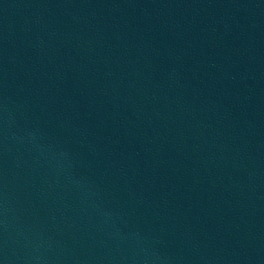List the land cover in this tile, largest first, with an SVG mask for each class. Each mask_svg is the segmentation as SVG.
<instances>
[{"label":"water","instance_id":"water-1","mask_svg":"<svg viewBox=\"0 0 264 264\" xmlns=\"http://www.w3.org/2000/svg\"><path fill=\"white\" fill-rule=\"evenodd\" d=\"M0 264H264V0H0Z\"/></svg>","mask_w":264,"mask_h":264}]
</instances>
